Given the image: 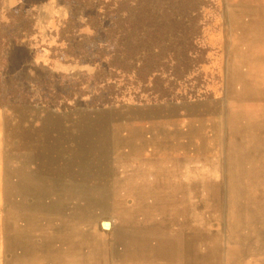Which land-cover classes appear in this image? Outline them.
<instances>
[{
    "label": "rangeland",
    "instance_id": "rangeland-1",
    "mask_svg": "<svg viewBox=\"0 0 264 264\" xmlns=\"http://www.w3.org/2000/svg\"><path fill=\"white\" fill-rule=\"evenodd\" d=\"M221 2L216 98L100 108L106 36L80 29L79 61L58 41L92 10L0 0V264H264V0Z\"/></svg>",
    "mask_w": 264,
    "mask_h": 264
},
{
    "label": "trees",
    "instance_id": "trees-1",
    "mask_svg": "<svg viewBox=\"0 0 264 264\" xmlns=\"http://www.w3.org/2000/svg\"><path fill=\"white\" fill-rule=\"evenodd\" d=\"M73 1L92 12L83 23L68 17L59 25L58 41L64 43L68 61L85 58L80 29L87 27L106 36L105 42L97 44L92 60L99 93L93 107L179 105L209 101L216 98V90L222 92L224 74L205 70L211 52L207 32L218 27L221 0ZM28 26V20L23 21L13 37L19 38L16 33L23 30V37L29 36ZM10 27L0 23L2 51ZM213 80L220 83L216 90L211 87ZM63 106L71 109L69 104Z\"/></svg>",
    "mask_w": 264,
    "mask_h": 264
},
{
    "label": "water",
    "instance_id": "water-1",
    "mask_svg": "<svg viewBox=\"0 0 264 264\" xmlns=\"http://www.w3.org/2000/svg\"><path fill=\"white\" fill-rule=\"evenodd\" d=\"M103 223L106 224V225L104 226ZM100 224H101V227L103 229H108L110 227V225H111L109 221H101Z\"/></svg>",
    "mask_w": 264,
    "mask_h": 264
}]
</instances>
